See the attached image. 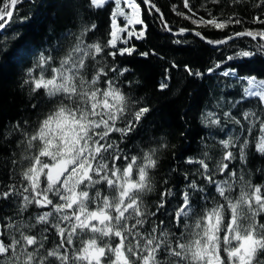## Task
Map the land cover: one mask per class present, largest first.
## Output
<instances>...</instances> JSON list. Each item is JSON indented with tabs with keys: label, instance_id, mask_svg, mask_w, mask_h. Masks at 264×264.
Segmentation results:
<instances>
[{
	"label": "snow or ice",
	"instance_id": "snow-or-ice-1",
	"mask_svg": "<svg viewBox=\"0 0 264 264\" xmlns=\"http://www.w3.org/2000/svg\"><path fill=\"white\" fill-rule=\"evenodd\" d=\"M109 2L111 0H89V5L99 9ZM20 3L22 0H2L0 30L12 22ZM114 3L106 44L84 43L85 34L97 27L92 24L76 37L75 46L59 60V66H55L54 51L41 52L35 63L26 69L28 79L24 83L31 86L32 92L43 89L49 98L59 103L39 121L35 134L29 135L21 126H16L15 131L24 138L22 143L35 154L23 157L29 164L21 173L26 186L22 190L14 185L0 186V202L18 198L19 213L30 205L51 210L37 213L34 224L0 215V227L5 229L0 231V264H104L105 260L110 264H264L261 259L264 257V223L261 222L264 220V184H253L243 174L237 180L232 164L238 159L243 167L250 148L264 156V79L241 76L236 66L225 63L264 57V13L252 16V23L259 28L244 27L242 31L216 40L195 29L181 27L177 30L176 34L180 35L192 32L217 50L232 41L250 38V47L218 60L207 73H219L223 78L233 77L246 84L240 100L231 108L254 98L257 110L243 111L240 118L231 111L223 112L222 116L212 111L204 113L205 127H216L217 134L227 132V138L215 141L222 156L214 168L210 167L212 157L208 152H204L202 159L189 157L187 163L199 165L197 172L202 180L186 174L183 190L175 192L167 186L168 181H157L151 174L158 168L156 157L167 147L166 143L151 141L131 149L127 143H122L138 134L139 125L151 111L150 107L139 105L132 111L129 98L112 78L116 73L123 76L128 69L97 66L90 72L86 63L88 57L115 58L117 54L132 55L136 51L134 45L118 47L117 42L122 40L128 44L133 38H145L148 26L142 18L141 4L147 5L149 14L154 11L165 21L164 13L153 0L140 3L123 0L131 9L130 13L121 7L122 0H114ZM211 3L219 4L220 0H211ZM183 6L186 12L178 11L175 4L172 11L197 27L224 32L230 25L244 24L235 14L227 18L217 16L205 5L201 7L207 18L199 15L190 0H183ZM253 7L257 12L264 9V0H257ZM117 17H123L126 23L121 26ZM164 28L173 31L166 22ZM121 33H126V38ZM108 48L114 50L107 51ZM5 52L7 54V49ZM14 54L26 55L24 52ZM152 54L142 52L141 56ZM171 67L179 65L172 62ZM184 70L193 77L205 75L203 71H193L188 64L184 65ZM170 80L166 70L159 90L168 89ZM118 122L123 126H118ZM235 126H239V135L235 134ZM115 133L120 134L119 138L112 140ZM153 143L158 146H152ZM130 151L136 154L129 155ZM11 163L18 162L13 159ZM258 171L264 174V169ZM217 173L227 179L216 180ZM42 178L46 180L43 187ZM158 183L162 190L157 188ZM237 183L239 195L234 197ZM153 192L157 200L149 207L145 196ZM169 198H179L175 208L170 207ZM38 225L42 226L41 231L31 234ZM170 225L176 226L175 231L169 230ZM50 229L55 230L54 235L59 239L54 248L46 249V234ZM83 236L89 238L82 239ZM77 240L79 248L75 247Z\"/></svg>",
	"mask_w": 264,
	"mask_h": 264
},
{
	"label": "trees",
	"instance_id": "trees-1",
	"mask_svg": "<svg viewBox=\"0 0 264 264\" xmlns=\"http://www.w3.org/2000/svg\"><path fill=\"white\" fill-rule=\"evenodd\" d=\"M137 1L141 2V0ZM256 2L257 0H240L239 3H234L233 0H220L219 4H213L211 0H190L194 10L206 18L207 13L202 5L217 16L227 18L235 14L244 21L243 26L230 25L221 32L212 28L197 27L189 20L176 15L172 11L173 4L177 6L178 11H187L183 6V0H153V3L164 13V22L171 27L172 32L164 28V22L160 20L159 14L154 11L149 14L146 11L147 5L141 4L142 18L148 26L145 38L141 40L133 38L128 44H124L123 41L118 43V47L134 45L136 51L132 55L117 54L115 58L100 55L95 59L86 58L90 72H94L97 66L128 69L123 76L116 73L112 78L129 98V107L132 111L138 105L150 107L151 111L139 125L138 134L122 143H127L129 149L151 141L166 143L167 147L161 149L156 157L158 168L151 174L157 181H168L167 186L175 192L183 190L186 174L198 181L202 180L197 172L199 165L187 163L189 157L194 160L202 159L204 152H208L212 157L210 167L214 168L222 156L215 141L227 138V132L217 134L216 127H205L202 115L212 111L222 116L223 112L231 111L240 118L243 111L257 110L254 98L251 102H243L237 104V108H231L232 104L240 100L246 84H241L233 77L223 78L219 73H207V69L213 67L218 60L232 55L234 51L250 47V38L232 41L230 45L217 50L213 45L201 41L192 32L180 35L176 34L177 30L181 27L195 29L204 33L209 39L216 40L234 31H242L244 27L259 28V25L252 23V16L264 13V9L257 12L253 7ZM112 9V1L97 9L89 5V0H22L17 6L12 22L6 29L0 30V186L14 185L18 190H22L26 185L21 173L29 167L23 157L35 154L34 150L27 149L26 143H22L24 138L15 131L16 126H21L29 135L35 134L39 121L59 103L57 99L49 98L43 89L38 90L37 93L32 92L31 86L24 83V80L28 79L26 69L35 63L41 52L54 51L55 66H59V60L75 46L76 37L80 36L85 27L91 28L92 24L97 27L85 34L84 43L106 44L109 38ZM113 50L107 49V51ZM17 52H24L26 55L20 57L14 54ZM142 52L154 54L144 57L141 56ZM172 62H176L179 67L172 68ZM225 63L236 66L241 76L254 75L264 78V57L225 61ZM185 64H188L193 71H203L204 77L187 75L184 70ZM166 70L171 76V80L168 81L169 88L160 91L159 83L164 79ZM48 74L50 75V69ZM85 76L90 79L87 73ZM98 86L102 85L98 83ZM118 126H123V123L118 122ZM232 127L229 125L230 129ZM238 128L239 126H235L236 135L240 134ZM119 135L115 133L111 139L117 140ZM152 146L156 147L158 144L153 143ZM135 154L136 152H129V155ZM13 159L18 162L16 165L11 163ZM232 164L237 172V180L243 174L245 179L253 184H264V174L258 171L264 169V156L255 152L254 148L249 149L247 162L243 167L238 159ZM215 179L219 181L227 177L217 173ZM45 184L46 180L42 178L41 186ZM157 188L162 190L160 183L157 184ZM104 190L106 192V186ZM238 195L237 183L233 196ZM169 199L170 207L175 208L179 198ZM156 200L155 192L145 196V203L149 207ZM46 210L51 209H38L35 205H30L25 212L19 213L18 198L8 203L0 202V215L13 216L18 222L34 224L35 215ZM160 218L163 219L164 216ZM261 222L264 223V220ZM151 226L149 224L147 227ZM41 229L42 226L38 225L31 230V234H38ZM175 229V225L169 226L170 231ZM0 231L5 229L0 227ZM54 231L50 229L46 234L48 236L45 242L46 249L54 248L58 243L59 238L54 235ZM88 238V236L82 237V239ZM75 247H80L79 240L76 241ZM104 264H110V261L105 260Z\"/></svg>",
	"mask_w": 264,
	"mask_h": 264
},
{
	"label": "rangeland",
	"instance_id": "rangeland-1",
	"mask_svg": "<svg viewBox=\"0 0 264 264\" xmlns=\"http://www.w3.org/2000/svg\"><path fill=\"white\" fill-rule=\"evenodd\" d=\"M113 2V8L115 7V3H114V0H111ZM136 3H139L137 0H136ZM121 7H123L125 9V12L127 13H130L131 12V9L128 8L126 5L123 4V0H122V3H121ZM117 22L119 24H121V26L123 25V23H126V21H124V18L123 17H117ZM137 28H139V26H137ZM122 36H124L126 38V33H121ZM119 42H122L121 41H118L117 43ZM254 76V75H252ZM254 77H257V76H254ZM258 79H264V78H260V77H257Z\"/></svg>",
	"mask_w": 264,
	"mask_h": 264
}]
</instances>
